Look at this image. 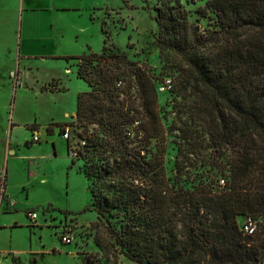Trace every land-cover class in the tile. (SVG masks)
Returning a JSON list of instances; mask_svg holds the SVG:
<instances>
[{"label": "trees", "instance_id": "trees-1", "mask_svg": "<svg viewBox=\"0 0 264 264\" xmlns=\"http://www.w3.org/2000/svg\"><path fill=\"white\" fill-rule=\"evenodd\" d=\"M154 2L159 56L192 92L201 130L217 148L230 140L242 145L220 191L200 181L192 190L170 184L161 154L122 151L137 120L146 140L164 139L156 79L106 47L66 56L77 60L76 77L90 88L76 97V126L87 131L100 123L120 147L116 155L104 149L82 169L91 208L118 219L116 241L144 264H264V233L258 225L251 236L240 230L244 216L264 218V0H207L197 13L212 11L216 24L202 30L182 0ZM132 96L135 109L125 108ZM177 130L186 146H178L175 165L198 148L187 124Z\"/></svg>", "mask_w": 264, "mask_h": 264}, {"label": "rangeland", "instance_id": "rangeland-1", "mask_svg": "<svg viewBox=\"0 0 264 264\" xmlns=\"http://www.w3.org/2000/svg\"><path fill=\"white\" fill-rule=\"evenodd\" d=\"M42 1L58 8L48 11L56 38L51 43L36 45L34 50L53 56L36 59L27 65L32 68L30 71L25 69L26 88L17 91L15 96V120L29 121L34 117L33 122L25 127L38 130L39 126L41 141L24 152H17L13 145L16 143L11 142L15 154L5 159L2 150L7 142L4 136L0 137V169L7 172L8 190L12 201L16 202V211L13 209L8 215L9 212L3 210L2 216L12 217V223L18 222L15 227L11 224L0 228V253L4 252L6 257L14 254L21 264H83V261L84 264H144L143 260L135 258L116 241L118 219L101 218L91 208L89 183L76 172L78 168L81 173L84 165L103 154L104 149L107 154L116 155L120 147L107 135L104 125L96 123L83 131L76 126L75 118H70L76 108L75 92H88L90 88L75 76L77 60H65L64 57L100 53L106 47L107 53L124 54L140 65L156 79L157 86L164 79L172 81L170 91H157V108L164 139L146 140V134L139 128L142 121L137 120L140 125L135 122L130 126L133 131L126 136L127 150H122L140 152L146 158L155 153L161 154L165 176L170 184L192 190L200 181L210 192L220 191V181L224 180L227 184L231 160L242 144L230 140L224 148H217L201 130V115L194 104L192 92L181 88L175 72L165 66L159 56L155 43V13L152 11L154 0ZM206 1L182 0L189 11V19L201 30L216 24L212 11L208 10L205 17L197 13ZM40 88L42 93H39ZM58 89L62 92H57ZM49 90L55 92L49 93ZM4 104V98H0V130L5 125ZM135 104L132 96L130 101L125 102V108L132 105L131 108L135 109ZM57 120H65L64 125L70 127L69 144L77 150L76 158H71L66 152L59 132L63 124L57 126ZM184 123L194 133L197 153L175 165L178 146H186L177 130ZM47 127L51 129L48 133L54 132L49 138L46 136ZM31 172L37 174L34 176ZM27 210L36 213V226L25 217ZM256 222L258 233H264V218H257ZM64 228L71 231L70 244L59 239ZM1 259L4 258L0 256ZM3 264L9 262L4 261Z\"/></svg>", "mask_w": 264, "mask_h": 264}, {"label": "crops", "instance_id": "crops-1", "mask_svg": "<svg viewBox=\"0 0 264 264\" xmlns=\"http://www.w3.org/2000/svg\"><path fill=\"white\" fill-rule=\"evenodd\" d=\"M79 1L82 2L83 0ZM56 9H58L56 5L52 6L48 1H46V4H43L42 0H0V98H4L5 100V104L2 107L5 125L3 130H0V137L4 136L7 142L5 149L2 150L5 159L8 156L15 154L13 148L10 146L11 142L16 143L13 145L17 152H24L31 150L32 145L41 141L39 126L38 130H30L25 127L27 124L33 122L34 117L29 121L15 120V96L17 91L20 92L23 91V88H26L24 86L25 71H30L32 68L27 67V65H31L32 61L36 59L53 56L52 54L46 55L39 53L34 49L36 45L42 46L44 42L51 43L52 40L56 38L54 35L55 32L53 31L51 17L48 15L49 10L56 11ZM75 10L78 9L75 8ZM24 63L27 64L22 66ZM4 71H6L5 74ZM82 92L85 91L77 90L75 92V97ZM39 93H42L41 88L39 89ZM75 111L76 108L70 114V118H75ZM55 123L57 126L60 124H66L65 120H57ZM43 128L45 129L44 126ZM33 133H36L39 138V141L36 143L31 140ZM53 133L54 132H46V136L49 138ZM64 143L66 152L68 153L67 142L65 140ZM1 171L6 175L5 191L12 200L13 197L11 196L7 185V172L5 169H0V172ZM76 172L82 175L78 172V168L76 169ZM36 174V172H31V175L35 176ZM15 203L16 202H13V206L9 207L6 202H3L2 206L4 208L2 211H8L9 213L7 214L11 215L10 211L12 212L13 209L16 211ZM2 211L0 212V228L9 227L11 224L12 227L18 225V222H11L10 219L12 217L2 216ZM28 212L32 211L27 210L25 212V217L30 221L27 216ZM8 255L12 256L6 257L4 252L0 253V256L4 258L0 260V264H3L4 261L13 264L11 258L15 255Z\"/></svg>", "mask_w": 264, "mask_h": 264}, {"label": "built area", "instance_id": "built-area-1", "mask_svg": "<svg viewBox=\"0 0 264 264\" xmlns=\"http://www.w3.org/2000/svg\"><path fill=\"white\" fill-rule=\"evenodd\" d=\"M173 88L172 81L170 79H164L158 86L157 91L159 93L168 92ZM60 136L63 140L67 142L68 154L71 158L77 157V150L72 147L69 143L71 140V129L68 125H63L60 129ZM32 142L36 143L39 141L38 135L36 133L32 134ZM220 184L223 185V180L220 181ZM6 186V175L3 171L0 172V212L3 209V202H6L7 206L12 207L13 202L5 191ZM27 216L30 221L33 223V226L37 225L36 218L37 215L34 212H28ZM257 228V222L253 217L244 216L240 223V230L244 235L251 236L254 235ZM59 239L62 243L70 244L72 241L70 229L64 228L59 235Z\"/></svg>", "mask_w": 264, "mask_h": 264}]
</instances>
